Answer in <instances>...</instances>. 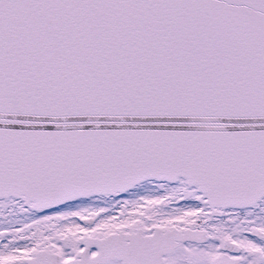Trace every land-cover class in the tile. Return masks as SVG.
Segmentation results:
<instances>
[{"label": "snow or ice", "instance_id": "obj_1", "mask_svg": "<svg viewBox=\"0 0 264 264\" xmlns=\"http://www.w3.org/2000/svg\"><path fill=\"white\" fill-rule=\"evenodd\" d=\"M0 264H264V0H0Z\"/></svg>", "mask_w": 264, "mask_h": 264}]
</instances>
